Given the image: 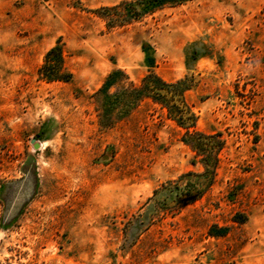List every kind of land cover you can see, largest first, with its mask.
Instances as JSON below:
<instances>
[{
	"label": "rangeland",
	"instance_id": "1",
	"mask_svg": "<svg viewBox=\"0 0 264 264\" xmlns=\"http://www.w3.org/2000/svg\"><path fill=\"white\" fill-rule=\"evenodd\" d=\"M122 1L0 0V264H264V0L108 27L96 11ZM57 42L68 81L38 74ZM149 69L191 83L195 128L222 141L213 172L158 104L105 109L111 71L122 98Z\"/></svg>",
	"mask_w": 264,
	"mask_h": 264
},
{
	"label": "trees",
	"instance_id": "2",
	"mask_svg": "<svg viewBox=\"0 0 264 264\" xmlns=\"http://www.w3.org/2000/svg\"><path fill=\"white\" fill-rule=\"evenodd\" d=\"M185 0H127L122 1L114 6H105L99 8L96 12L100 17L105 19L108 27L121 25L133 19H138L141 15L150 13L169 3H181ZM149 67H153V57H148ZM38 74L47 81H68L72 74L64 65V54L61 44L49 48L44 54L43 63L38 68ZM127 76L120 70L111 71L105 79L99 91L104 92V105L108 110L112 101L123 99L127 105L139 102L143 99H149L158 104L165 110L166 117L173 120L179 127L184 129L181 140L190 145L205 166L212 167V172L218 162L217 152L222 146L219 139L220 133L205 134L195 128L196 116L191 111L185 101L184 92L189 88L191 83L187 80L178 79L175 81H166L157 75L152 69H149L138 85L129 83L127 87L119 90V96L109 95L108 88L117 83L118 76ZM239 218L241 215H235ZM235 217V218H236ZM239 222H243L245 217ZM224 227L211 226L209 232L214 236H221L225 232Z\"/></svg>",
	"mask_w": 264,
	"mask_h": 264
},
{
	"label": "water",
	"instance_id": "3",
	"mask_svg": "<svg viewBox=\"0 0 264 264\" xmlns=\"http://www.w3.org/2000/svg\"><path fill=\"white\" fill-rule=\"evenodd\" d=\"M35 147H38L37 143L35 144Z\"/></svg>",
	"mask_w": 264,
	"mask_h": 264
}]
</instances>
